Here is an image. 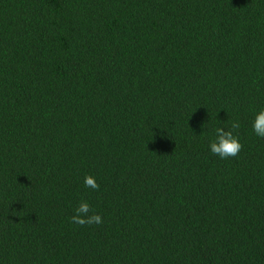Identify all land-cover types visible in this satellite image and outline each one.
Returning a JSON list of instances; mask_svg holds the SVG:
<instances>
[{
    "label": "trees",
    "instance_id": "16d2710c",
    "mask_svg": "<svg viewBox=\"0 0 264 264\" xmlns=\"http://www.w3.org/2000/svg\"><path fill=\"white\" fill-rule=\"evenodd\" d=\"M260 105L264 0H0V264H264Z\"/></svg>",
    "mask_w": 264,
    "mask_h": 264
},
{
    "label": "clouds",
    "instance_id": "9594fccd",
    "mask_svg": "<svg viewBox=\"0 0 264 264\" xmlns=\"http://www.w3.org/2000/svg\"><path fill=\"white\" fill-rule=\"evenodd\" d=\"M250 126L252 133L264 139V105L252 110ZM240 124L238 120H232L227 127L215 126L208 138L207 149L210 154L220 158L228 159L237 156L241 150V143L237 134ZM85 188L98 190L99 185L95 177L85 175L83 178ZM71 222L78 225H99L102 223L101 216L96 213L87 200H80L73 210Z\"/></svg>",
    "mask_w": 264,
    "mask_h": 264
}]
</instances>
